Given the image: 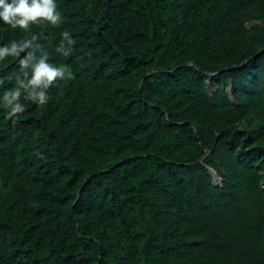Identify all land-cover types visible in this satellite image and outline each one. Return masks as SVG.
I'll return each instance as SVG.
<instances>
[{"label": "trees", "instance_id": "obj_1", "mask_svg": "<svg viewBox=\"0 0 264 264\" xmlns=\"http://www.w3.org/2000/svg\"><path fill=\"white\" fill-rule=\"evenodd\" d=\"M56 4L60 26L0 23L73 72L0 107V264H264V0Z\"/></svg>", "mask_w": 264, "mask_h": 264}, {"label": "clouds", "instance_id": "obj_2", "mask_svg": "<svg viewBox=\"0 0 264 264\" xmlns=\"http://www.w3.org/2000/svg\"><path fill=\"white\" fill-rule=\"evenodd\" d=\"M41 21H47L53 26L62 24L63 17L57 9L56 0H0V23L27 31L31 25ZM36 41L37 37L33 36L31 39L0 46V60L25 53L19 61L22 77L17 79L15 87L0 95V107L6 110L9 118L24 112L22 97L33 104L44 106L48 103L47 89L55 81L73 79L71 68L68 65L54 66L49 63L47 54ZM74 43L70 33L64 31L56 50L68 56Z\"/></svg>", "mask_w": 264, "mask_h": 264}, {"label": "water", "instance_id": "obj_3", "mask_svg": "<svg viewBox=\"0 0 264 264\" xmlns=\"http://www.w3.org/2000/svg\"><path fill=\"white\" fill-rule=\"evenodd\" d=\"M262 53H264V49H262L258 54H256L253 58H251V59H254V58H256L257 56H259L260 54H262ZM250 59V60H251ZM239 67H235V68H233V69H231V70H228V71H233V70H235V69H238ZM148 76V75H147ZM141 91H142V86L140 87V89H139V95H141ZM211 176H212V178H213V181L215 182V181H217V182H220V184L222 185V180L218 177V175H217V173H215L214 171H212L211 170ZM220 185V186H221ZM217 187V186H216Z\"/></svg>", "mask_w": 264, "mask_h": 264}, {"label": "rangeland", "instance_id": "obj_4", "mask_svg": "<svg viewBox=\"0 0 264 264\" xmlns=\"http://www.w3.org/2000/svg\"><path fill=\"white\" fill-rule=\"evenodd\" d=\"M214 91H215V87L211 85V86L209 87V92H210V94L214 93ZM214 185H215V186H220L221 184H220V182L215 181V182H214Z\"/></svg>", "mask_w": 264, "mask_h": 264}]
</instances>
